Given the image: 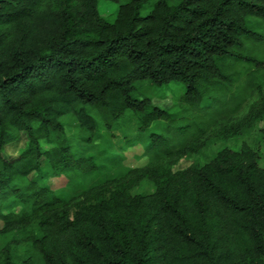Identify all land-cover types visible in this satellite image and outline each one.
<instances>
[{
    "label": "trees",
    "instance_id": "trees-1",
    "mask_svg": "<svg viewBox=\"0 0 264 264\" xmlns=\"http://www.w3.org/2000/svg\"><path fill=\"white\" fill-rule=\"evenodd\" d=\"M263 79L264 0H0V264H264L257 150L176 169L247 132L264 146ZM140 82L185 85L183 115L140 97ZM166 120L172 137L146 134ZM102 128L143 145L148 163L106 160L121 172L70 196L108 167L75 150Z\"/></svg>",
    "mask_w": 264,
    "mask_h": 264
},
{
    "label": "rangeland",
    "instance_id": "rangeland-1",
    "mask_svg": "<svg viewBox=\"0 0 264 264\" xmlns=\"http://www.w3.org/2000/svg\"><path fill=\"white\" fill-rule=\"evenodd\" d=\"M181 0H170L172 4H177ZM100 11L104 15L105 18L113 19L114 14L118 6L109 2H101L100 3ZM138 95L143 97L147 96L152 100V102L158 107L167 110L170 114L176 116H182L183 110L186 107V103L184 102V94L186 92V87L182 83L171 82L162 87H156L154 84L150 82H140L138 83ZM263 90H264V79H263ZM215 97H221L220 100L230 99V94L226 96V91H222V95L214 92ZM231 104V103H230ZM245 105H243L242 109H244ZM64 123L66 124L67 132L72 138H77L79 134V127L74 118H64ZM188 121H185L187 123ZM180 123L184 124L183 121ZM179 124L178 122H169L164 121L161 124L157 123L152 125V127L146 132V134L151 133H165L167 136H173L174 131L168 132V127ZM261 127L264 126V123L259 124ZM128 132L134 133L135 129L133 126L127 128ZM188 135V134H185ZM120 130L111 132L107 128H102L100 131V135L98 140L91 146H84L79 143L75 146L76 151H80L87 154H95L97 162L100 165H108L107 168L103 170L102 173H94L92 175H83L79 176L74 181L67 186V179L62 176L60 178H54L49 181L51 188L53 190L63 189L67 186L68 192L71 195H75L77 192L81 190H85L88 187L96 186L106 180L109 177H112L121 172V168H137L142 167L148 163V157L145 153V148L143 145L139 143H132L126 147V141L123 138ZM179 138V136H176ZM242 143H248L251 147L257 150L259 156L260 165L264 167V146L260 144V135L258 131H251L243 134L242 136L236 138L235 140H223L220 143H214L208 150L204 151L202 155L195 156L190 159H183L179 162L176 169H185L189 167L194 161L195 162H205L212 155H214L219 149L222 148H231L238 150L241 148ZM26 138L24 136L21 139L14 143L11 146H8L5 152L7 157L15 158L19 155L20 151L25 148ZM118 158V160L122 161V167H117L110 165L106 160H114Z\"/></svg>",
    "mask_w": 264,
    "mask_h": 264
}]
</instances>
